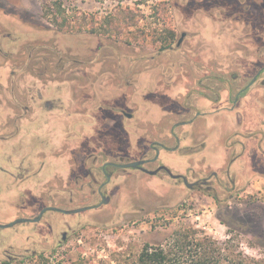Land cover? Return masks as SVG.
<instances>
[{
	"label": "rangeland",
	"instance_id": "rangeland-1",
	"mask_svg": "<svg viewBox=\"0 0 264 264\" xmlns=\"http://www.w3.org/2000/svg\"><path fill=\"white\" fill-rule=\"evenodd\" d=\"M58 2L71 17L87 15L81 31L48 21ZM117 6L136 17L107 24L114 33H92ZM167 30L175 38L160 50ZM262 68L264 0H0V225L47 205L44 188L18 196L24 185L2 170L43 166L42 179L51 177L67 170L57 156L76 145L89 147L71 163L85 190L65 201L67 210L99 202L86 200L87 170L102 183L104 161L153 159L159 143L177 150L161 149L144 168L165 166L194 185L114 170L99 211L1 228L0 264H139L146 245L178 253L183 243L190 247L176 263L207 255L210 264H264V72L249 86ZM92 150L97 163L86 159ZM202 242L206 251L196 247Z\"/></svg>",
	"mask_w": 264,
	"mask_h": 264
},
{
	"label": "flooded vegetation",
	"instance_id": "flooded-vegetation-1",
	"mask_svg": "<svg viewBox=\"0 0 264 264\" xmlns=\"http://www.w3.org/2000/svg\"><path fill=\"white\" fill-rule=\"evenodd\" d=\"M185 36L186 35L184 33L183 38L178 42L177 46L180 47L182 45V42H183ZM263 72H264V68H262L257 73V75L249 83V86H252L253 84H255V82L258 80L259 76ZM243 91L244 90H242L241 92H239L237 94V96L235 97V103H237L238 100L241 98ZM126 115L128 118L131 119L132 116L130 114H126ZM197 115H198V117H200V114H197ZM49 117H50V114H49V116L47 115L46 120H50ZM188 124H192V120H189V121L183 123L184 126L188 125ZM177 127L172 126L170 129V133H171L172 137H174L175 142L178 143V148H179L180 139L176 135V128ZM84 131L85 130L83 129V132ZM82 135H83V133H82ZM82 135H81V138H82ZM95 147H97V145H95ZM69 148H65V150H68ZM83 148H89V147L82 146V145H78V146L76 145L75 147H73L72 149L69 150L68 156L66 154H63L62 156L61 155L57 156V157H60L61 159H66L68 161L67 170L64 172H60V173L56 172L51 177H47L44 179H42L43 166H41L40 168L36 167V166L33 167L32 165H30L28 167L19 166V168H17L14 171V173L2 170V172L6 173L8 176H9V174H11V176H9V177L11 178V180L15 186L20 187L21 185H24V188L21 187L22 188L21 191L18 190V192L16 193L18 196L27 197V199H28L30 197V187L31 186H33L34 189L35 188L39 189L41 187V188H44V190L46 191L44 197L47 201V205L44 206L43 209H41L38 216H36L34 218H23V219H27L29 221L27 223H21V224L30 225L32 223H41L44 216L47 213H60V214H64V215H71V214H65V213H63V211H73V210H78V209H85L80 214H82L84 212L99 211L102 207H104L107 204V202H108V200H107L108 196L107 195H108V189H109L108 187L113 180L114 170H127L129 168H125L124 166L129 164V163L111 162L109 160L104 161L102 166H101V169L99 171L100 175L104 177V181L102 183H98L97 173H95L93 168L87 170L85 173V180L89 179L88 188L91 190L90 196H87V197L88 198L97 197L99 202H97L96 204H93V205L88 204V205H85L83 207H79V208L71 209V210H67V208H64L65 201L69 200L70 202H72V201H75L77 199V197L81 198L83 196L82 195L83 191L85 190L84 184L81 182L82 175L76 174L74 172V170L72 169L73 167L71 165V163H73V161H77V162L81 161V159H82V157H81L82 151L81 150ZM63 149L64 148H62L59 151L63 152L62 151ZM151 149L153 150V152H155L154 158L141 160V161H146V163L141 165L140 167H136L134 169L140 170V171L144 172L145 174L150 175L151 177L156 176L160 173H165V174H168L171 178H175L177 180H179V179L183 180L184 184H186L189 188H192V189L194 188V185L190 184L188 182L186 175H174V173L169 168H167L165 166L159 165L157 167V170H154V171H150V170H147L146 168H144V166H146V165H150V164L158 162L161 149H165L167 151L177 150L176 148L171 149V148H169L166 145L161 144V143H159L158 146L152 145ZM100 151H102V150L101 149L98 150V152H100ZM55 152H53V155H55L54 154ZM123 154H124V152H120L121 156L119 159L121 161L125 159V156ZM85 156H86V159L89 158L90 160H92V163L98 162L99 156H98L97 151L93 152V150H92V152H89V154L86 153ZM130 163H132V162H130ZM110 169H112V170H110ZM68 186L70 188L69 194H67V187ZM76 187H78V188H76ZM55 188H58V189L54 190ZM52 191L54 194H52ZM68 195H69V197H68ZM91 198L90 199L85 198V199L91 200ZM36 219H38V222H35ZM16 225H18V224H16ZM16 225H14V226H16ZM62 239H63V241L67 239V233L63 234Z\"/></svg>",
	"mask_w": 264,
	"mask_h": 264
},
{
	"label": "trees",
	"instance_id": "trees-1",
	"mask_svg": "<svg viewBox=\"0 0 264 264\" xmlns=\"http://www.w3.org/2000/svg\"><path fill=\"white\" fill-rule=\"evenodd\" d=\"M160 3L161 2H158L157 4L159 6V10H161L162 8V4ZM154 7H155L154 9L157 8V6ZM45 15L48 21L51 24H53L56 27V29L60 32L81 31L82 29H79L76 26V24L79 22V20H82V18L85 20V18L87 17V15L85 14H77V16L71 17L70 14H68L66 8H64L63 4L60 2L55 3L54 6L48 7ZM155 15L157 16V18L161 17V14L159 15L160 17L157 14ZM89 17L93 19L95 18V16H89ZM119 17L124 18V20H126L127 18H134L136 17L135 10L130 6L115 7L114 10L108 12L103 16V18H101V20H103L104 22H102L101 25L98 26V28L93 26L94 28L92 29L93 31L92 33H96L97 30H99L98 33H104V35L109 34L108 31H113L114 33L115 29H117L118 26H114L112 27V29H109L107 24L109 25L110 22L116 23ZM76 18L78 21L77 20L74 21ZM94 24L95 23H91V25ZM166 32L170 34L165 36L163 40L161 38L158 40V42L161 43L162 45L160 46V50H167L171 48L172 41L175 38L174 32H171V30L169 31L167 30ZM175 247L176 248L178 247V253L176 252L177 254L172 248L167 249L163 246L151 247L150 245H146L139 256L138 262L139 264H182V263H176V262H180V259L174 257L175 256L177 257V255L180 252L188 251V248L190 246L188 243H183ZM196 247L198 249H203L204 248L203 242L196 244ZM204 251H206L205 248ZM210 262L211 260L207 257V255H205L204 258H201L195 264H210Z\"/></svg>",
	"mask_w": 264,
	"mask_h": 264
},
{
	"label": "water",
	"instance_id": "water-1",
	"mask_svg": "<svg viewBox=\"0 0 264 264\" xmlns=\"http://www.w3.org/2000/svg\"><path fill=\"white\" fill-rule=\"evenodd\" d=\"M145 163H146V161H137V162L129 163V164L125 165L124 167L125 168H136V167H140L141 165H143ZM84 210L85 209H78V210H73V211H63V213H65V214H77V213L83 212ZM28 221L29 220L22 218V219L16 220L15 222L7 224V225H3V226L0 225V228H11L16 224L27 223ZM35 222H38V219H36Z\"/></svg>",
	"mask_w": 264,
	"mask_h": 264
},
{
	"label": "crops",
	"instance_id": "crops-1",
	"mask_svg": "<svg viewBox=\"0 0 264 264\" xmlns=\"http://www.w3.org/2000/svg\"><path fill=\"white\" fill-rule=\"evenodd\" d=\"M9 72H10V71H9ZM9 78H10V76L8 75V76H7V79H9Z\"/></svg>",
	"mask_w": 264,
	"mask_h": 264
}]
</instances>
